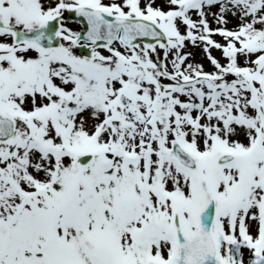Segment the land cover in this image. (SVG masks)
Segmentation results:
<instances>
[{
	"label": "snow or ice",
	"instance_id": "snow-or-ice-1",
	"mask_svg": "<svg viewBox=\"0 0 264 264\" xmlns=\"http://www.w3.org/2000/svg\"><path fill=\"white\" fill-rule=\"evenodd\" d=\"M0 264H264V0H0Z\"/></svg>",
	"mask_w": 264,
	"mask_h": 264
}]
</instances>
